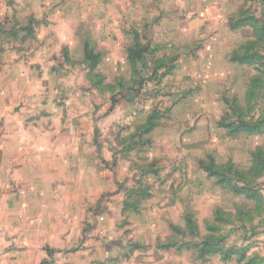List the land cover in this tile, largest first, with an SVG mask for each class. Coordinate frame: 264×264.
<instances>
[{
	"label": "rangeland",
	"instance_id": "374dc122",
	"mask_svg": "<svg viewBox=\"0 0 264 264\" xmlns=\"http://www.w3.org/2000/svg\"><path fill=\"white\" fill-rule=\"evenodd\" d=\"M0 264H264V0H0Z\"/></svg>",
	"mask_w": 264,
	"mask_h": 264
},
{
	"label": "trees",
	"instance_id": "16d2710c",
	"mask_svg": "<svg viewBox=\"0 0 264 264\" xmlns=\"http://www.w3.org/2000/svg\"><path fill=\"white\" fill-rule=\"evenodd\" d=\"M263 38V37H262ZM250 55V54H249ZM249 55L246 53L244 55H237V57L235 59H237V61H240V62H245L247 61ZM246 129H248V126L246 124H242Z\"/></svg>",
	"mask_w": 264,
	"mask_h": 264
}]
</instances>
